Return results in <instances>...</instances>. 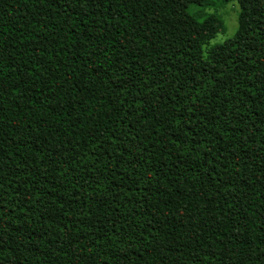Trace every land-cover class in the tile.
<instances>
[{"label":"trees","instance_id":"obj_1","mask_svg":"<svg viewBox=\"0 0 264 264\" xmlns=\"http://www.w3.org/2000/svg\"><path fill=\"white\" fill-rule=\"evenodd\" d=\"M205 51L192 0H0V264H264V0Z\"/></svg>","mask_w":264,"mask_h":264},{"label":"rangeland","instance_id":"obj_2","mask_svg":"<svg viewBox=\"0 0 264 264\" xmlns=\"http://www.w3.org/2000/svg\"><path fill=\"white\" fill-rule=\"evenodd\" d=\"M202 18L203 48L221 51L229 48L239 28L240 8L235 1L192 0Z\"/></svg>","mask_w":264,"mask_h":264}]
</instances>
